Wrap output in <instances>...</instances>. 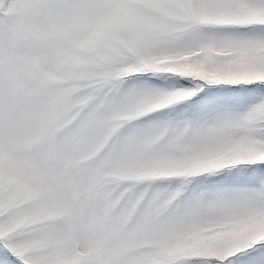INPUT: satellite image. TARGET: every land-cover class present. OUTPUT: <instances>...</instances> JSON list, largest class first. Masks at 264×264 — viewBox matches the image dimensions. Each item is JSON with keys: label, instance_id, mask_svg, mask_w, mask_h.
Returning <instances> with one entry per match:
<instances>
[{"label": "snow or ice", "instance_id": "1", "mask_svg": "<svg viewBox=\"0 0 264 264\" xmlns=\"http://www.w3.org/2000/svg\"><path fill=\"white\" fill-rule=\"evenodd\" d=\"M0 264H264V0H0Z\"/></svg>", "mask_w": 264, "mask_h": 264}]
</instances>
